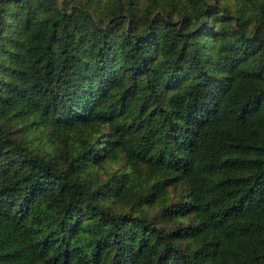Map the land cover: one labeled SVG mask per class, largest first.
Segmentation results:
<instances>
[{"label":"trees","instance_id":"trees-1","mask_svg":"<svg viewBox=\"0 0 264 264\" xmlns=\"http://www.w3.org/2000/svg\"><path fill=\"white\" fill-rule=\"evenodd\" d=\"M0 264H264V0H0Z\"/></svg>","mask_w":264,"mask_h":264}]
</instances>
